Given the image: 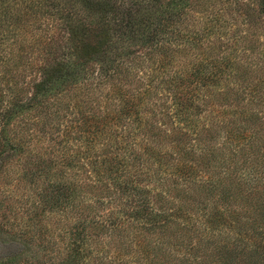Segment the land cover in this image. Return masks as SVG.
<instances>
[{"label": "trees", "instance_id": "obj_1", "mask_svg": "<svg viewBox=\"0 0 264 264\" xmlns=\"http://www.w3.org/2000/svg\"><path fill=\"white\" fill-rule=\"evenodd\" d=\"M216 1L0 0L45 44L35 60L22 31L0 47V184L31 178L53 224L48 236L13 219L35 264H264V0H234L236 66L198 52L218 23L192 14ZM75 112L97 150L56 180L59 161L26 137ZM23 208L0 213L1 233Z\"/></svg>", "mask_w": 264, "mask_h": 264}, {"label": "rangeland", "instance_id": "obj_2", "mask_svg": "<svg viewBox=\"0 0 264 264\" xmlns=\"http://www.w3.org/2000/svg\"><path fill=\"white\" fill-rule=\"evenodd\" d=\"M192 17L199 21V26L201 25V20H199V18H203L204 20L216 18V22L218 23L214 24L217 25V27L213 28V30L217 31L218 34L216 36H207L205 39L203 38V45L201 44V50L198 51L199 53H202L205 62L208 63L210 61H215L218 57L224 55L231 59L233 65H241V4L239 6V4L234 0H217L215 5H212L209 8H196ZM29 24L31 23L26 22L16 24L11 21L7 22L4 21V18L2 19L0 17V38H2V40H0V47L4 48L6 45L15 41L18 34L22 31L23 34H20L21 36L19 37V40L23 41V45H25V47L27 46V48H31L29 51H31L30 54L32 55V59L35 60L36 58H42V53H40V51L45 49V47H43L45 44L43 42L41 44H36L29 41L30 32L32 29L34 30V27ZM261 30H264V26ZM24 39H27V44L24 42ZM33 45L35 46L34 48ZM218 87L224 89L222 86ZM228 88L232 89L233 92H236L237 89H240V86L231 81L229 82ZM81 106L83 107V105ZM74 114L75 115H70L65 119L63 118L64 121L62 118L59 119L60 123L63 122L59 131L57 127L51 129L48 126L45 127V129L40 130L41 132L45 131L46 133L40 134L39 130L34 128L36 135L32 137V140L30 141L29 138L26 137L28 146L30 149L34 150V153L38 157H54V159L59 161V163L52 170V174L56 180L63 179L65 176L67 177L69 175V171L67 173L66 168L67 163L73 161H76L74 162L75 173H79L77 171L80 169V165L83 160H86L88 157L92 158L97 150L95 146L85 143L86 139L84 136L81 137V139H77L79 135H77V128L73 123V121H75L73 118L75 116L76 118L80 117L81 113L79 112L78 114V112H75ZM41 135L45 138L40 139L39 137ZM59 135L64 140V143H61L60 145L58 144L57 148V146L54 145V142L57 141L58 138L56 137H59ZM17 138L25 140L22 135L17 136ZM53 148L56 150H52ZM57 150L58 152H56ZM30 165H32V162L28 164V166ZM70 169H72V167ZM63 170L64 172L61 176V171ZM79 179V176L76 177V180ZM30 180L31 178H26L17 182L14 178H10L3 181L5 186L0 184L1 215L4 209L7 210L8 205L18 204V207H24L21 210H16L17 215H9L7 217L6 221H9L8 228L3 229L2 233L0 232V263L17 264L12 261H20L25 264L24 259H26L28 262H31V264H35L41 259V252H37V247H32V245H28L19 237L15 236V231L13 232L14 221H18L19 219L21 220V223L31 221V226L34 227L33 230H36V228L40 229L42 232L45 231V235L48 236H50L49 231L53 228L52 219L51 221L47 220L48 214L43 217H36L37 210L35 208L43 205V202L39 201V197L36 195L35 191L32 190ZM63 181H65V179H63ZM7 187L11 191L10 193L5 191L7 190ZM35 201H37V206L32 205ZM37 221H39V223H37ZM31 255H35V258L32 259Z\"/></svg>", "mask_w": 264, "mask_h": 264}]
</instances>
